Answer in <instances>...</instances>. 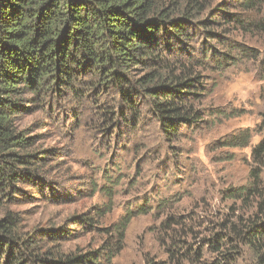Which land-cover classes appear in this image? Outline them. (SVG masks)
Here are the masks:
<instances>
[{
  "label": "trees",
  "instance_id": "obj_1",
  "mask_svg": "<svg viewBox=\"0 0 264 264\" xmlns=\"http://www.w3.org/2000/svg\"><path fill=\"white\" fill-rule=\"evenodd\" d=\"M227 5L233 8L228 11ZM211 10L224 13L221 25L209 18ZM194 23L207 41L221 35V44L229 45V52L212 50L222 69L238 53L260 55L228 38L242 31L264 43V0H0V207L20 182L37 177L40 168L34 167L48 159L35 149L34 137L17 125L28 93L40 98L69 91L78 98L104 85L118 92L119 104L131 113L147 103L170 142L178 139L181 126L202 122L208 53L202 60H183L168 48L173 38L190 39L188 27ZM84 83L90 84L89 91L79 88ZM251 137L247 128L222 145L245 147ZM251 156L249 183L224 190L223 202L231 204L214 220L210 236L201 239L216 255L213 264H264V136ZM147 204L136 212L128 209L107 230L117 236L114 243L75 250L61 244L68 237L64 227L24 231L20 216L6 209L0 213V264L111 263L131 219L148 212ZM88 220L80 215L75 223ZM180 224L183 233L171 234L173 243L165 248L168 258L151 257L146 264H186L192 251L187 220L171 217L163 227Z\"/></svg>",
  "mask_w": 264,
  "mask_h": 264
},
{
  "label": "rangeland",
  "instance_id": "obj_2",
  "mask_svg": "<svg viewBox=\"0 0 264 264\" xmlns=\"http://www.w3.org/2000/svg\"><path fill=\"white\" fill-rule=\"evenodd\" d=\"M208 16L220 25L225 19L212 10ZM188 28L190 39L173 38L168 48L183 60H202L208 53L202 122L181 126L178 139L170 142L147 103L131 113L119 104L118 92L104 85L78 98L69 91L40 98L28 93L17 125L34 137L35 149L48 159L34 167L40 168L37 177L17 185L0 213L16 212L28 232L64 227L68 237L61 244L75 250L114 243L117 236L107 230L128 209L136 212L148 203L149 211L131 219L121 251L107 264L167 259L170 235L184 231L181 224L164 229L171 217L186 219L185 227L191 228L184 227L192 249L186 264H213L216 255L201 239L210 236L214 220L231 204L223 202L224 190L249 183L252 149L264 136V43L242 31L231 33L229 42L241 41L260 55L241 52L218 69L213 51L229 52V45L221 44V35L207 41L199 23ZM89 87L79 85L85 92ZM247 128L252 133L248 146L222 145ZM102 211L106 214L100 217ZM80 215L91 220L77 224Z\"/></svg>",
  "mask_w": 264,
  "mask_h": 264
}]
</instances>
